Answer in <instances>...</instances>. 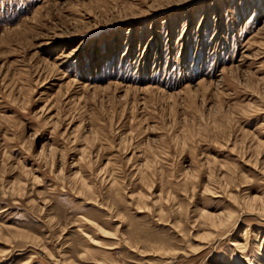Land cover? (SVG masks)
<instances>
[{
    "label": "rangeland",
    "instance_id": "1",
    "mask_svg": "<svg viewBox=\"0 0 264 264\" xmlns=\"http://www.w3.org/2000/svg\"><path fill=\"white\" fill-rule=\"evenodd\" d=\"M0 264H264V0H0Z\"/></svg>",
    "mask_w": 264,
    "mask_h": 264
}]
</instances>
